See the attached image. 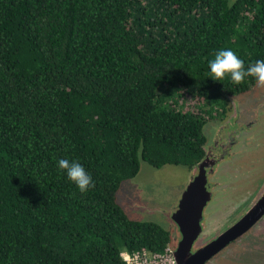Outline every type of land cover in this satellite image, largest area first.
<instances>
[{"label": "trees", "instance_id": "16d2710c", "mask_svg": "<svg viewBox=\"0 0 264 264\" xmlns=\"http://www.w3.org/2000/svg\"><path fill=\"white\" fill-rule=\"evenodd\" d=\"M220 49L264 60V0H0V264L164 253L171 231L116 193L141 160L204 159L205 124L256 83L213 80ZM59 159L94 186L81 193Z\"/></svg>", "mask_w": 264, "mask_h": 264}, {"label": "rangeland", "instance_id": "374dc122", "mask_svg": "<svg viewBox=\"0 0 264 264\" xmlns=\"http://www.w3.org/2000/svg\"><path fill=\"white\" fill-rule=\"evenodd\" d=\"M245 100H255L257 102V104H250L251 110L256 113L257 110L264 107V88H258L255 83L247 92L236 95L232 99L228 104L229 109L224 119H212L205 124L204 131L207 136V143L210 145L215 142L218 143L214 149L211 148L212 152L219 154L221 144H227L228 140L234 137L235 132L238 131L239 137L244 135L240 128L246 129L244 126L246 123L245 121L237 122L238 116H235L234 112L238 110L240 103L245 104ZM74 101L78 104L81 100L75 98ZM86 108L87 106H85L87 116H91L92 112L87 111ZM262 116L264 117V113ZM253 118H255V115H253ZM235 139L231 140L235 141ZM256 150L258 151L260 148L256 147ZM227 155L225 153L223 158L226 159ZM255 156L258 162L254 166L240 163L245 172L248 171L249 173L248 179L243 178L240 180L243 183L245 181L249 182L246 186L240 187L241 192L233 191L237 182H231V180L226 182L229 183L226 188L231 187L232 190L226 196L223 193L216 202L215 213L212 217L214 227H224L233 220H237L250 207L251 199L255 198V194L264 185V147L258 153H255ZM247 162L248 164L249 162L252 163L250 159ZM192 169L173 164L154 167L141 160L138 172L134 176L122 180L116 193V199L130 218L154 221L169 229L173 224L169 214L175 209V204H177L192 177ZM230 170L233 171V169ZM224 183L221 182V185ZM246 190H249V192H244ZM224 197L226 198L224 199ZM261 224H264V219ZM257 226L258 222L233 242H229L211 259H222L230 263L239 262V264H264V237L259 239L263 233L258 232L260 227L254 230ZM252 231H255L254 235ZM260 243L263 246L262 248H260ZM147 255L151 254L147 252Z\"/></svg>", "mask_w": 264, "mask_h": 264}, {"label": "flooded vegetation", "instance_id": "af4514ba", "mask_svg": "<svg viewBox=\"0 0 264 264\" xmlns=\"http://www.w3.org/2000/svg\"><path fill=\"white\" fill-rule=\"evenodd\" d=\"M244 102H245L244 105H242L239 102L240 103L239 108L237 111L234 112V115L238 116L237 122L245 121L246 123L244 125L246 129L240 128L242 129L241 132L244 135L242 137H239L238 131L235 132L236 134H234L233 137L236 138L235 141H232L233 138H230L227 144H221V147L219 148L220 149L219 154L211 151V148L214 149L218 145L217 142H215L213 145H210L209 143L206 144V156L202 161H204L205 163L204 165V171L206 174L205 185H206V189L210 192V195L209 198L206 199L201 211V216L198 222L199 223L198 233L192 240L190 246L191 253L206 246L208 243L214 240L221 232H223L226 228H228L230 225H232L235 222L233 220L234 221V222L232 221L233 223L231 222L229 223V225H225L224 227L222 226L214 227V225H212L213 224L212 217L215 213L216 202L219 200V197L223 195V193L226 196V194L232 190L231 187L226 188V186L229 184L226 183L227 181L231 180V182H235V183L237 182V185L233 188L234 192L235 191L241 192L240 187H244L249 183L248 181L247 182L245 181L244 183L240 182V180H242L243 178L248 179L249 177L248 171L245 172L243 167H241L240 163H243V165L254 166L258 162L255 153H258L262 149V147H264V117L262 116V114L264 113V107L257 110L256 113H254L251 110L250 104H257V102L255 100H245ZM253 115H255V118H253ZM258 125L260 127H257ZM256 147L257 148L259 147L260 150L257 151ZM225 153L228 154L226 159L223 158ZM244 159H246V161H244ZM248 159H250L252 163L249 162L248 164L247 162ZM230 169H233V171H231ZM192 171H193V175L188 181V183L197 174L198 172L197 166L194 167ZM250 171L252 173L253 171L252 168ZM221 182H225V183L221 185ZM263 190H264V185L261 186L259 191L255 194V198L251 199L250 207L257 200V198L259 197V195L262 193ZM244 192H249V190H246ZM225 198L226 197H224V199ZM179 200L177 204H175V209L172 212H170L171 214H169V217L173 222L172 226L169 228V230L171 231V243L169 245V248L171 250V255L174 252V250L177 248L179 241L183 237L178 223L172 219V214L177 210ZM263 219H264V215L257 221L258 226L254 228V230H256L258 227H260L258 232L263 233L259 237V239L264 237V224H261ZM252 234L254 235L255 231H252ZM231 242H233V240ZM262 247L263 246L260 243V248ZM216 254H214L213 256H216ZM213 256L211 258H213ZM211 258L206 260L203 264H226V263L239 264V262L230 263L228 261H223L222 259L212 260Z\"/></svg>", "mask_w": 264, "mask_h": 264}, {"label": "water", "instance_id": "95a60500", "mask_svg": "<svg viewBox=\"0 0 264 264\" xmlns=\"http://www.w3.org/2000/svg\"><path fill=\"white\" fill-rule=\"evenodd\" d=\"M204 161L197 165L198 172L186 185L177 210L172 214V219L178 223L182 232V239L172 253L174 264H203L214 254L250 229L264 215V190L257 200L235 222L221 232L206 246L191 253L192 240L198 233L199 218L206 199L210 192L206 189V174Z\"/></svg>", "mask_w": 264, "mask_h": 264}, {"label": "clouds", "instance_id": "9594fccd", "mask_svg": "<svg viewBox=\"0 0 264 264\" xmlns=\"http://www.w3.org/2000/svg\"><path fill=\"white\" fill-rule=\"evenodd\" d=\"M209 76L216 81L224 80L229 76L233 84H243L246 77H254L256 86L264 88V60H256L245 68L244 61L232 49L218 50L214 58L208 62ZM58 170L66 172L68 179L74 182L81 193L93 187L91 176L85 171L84 167L69 159H59L57 161Z\"/></svg>", "mask_w": 264, "mask_h": 264}, {"label": "built area", "instance_id": "2783aa9c", "mask_svg": "<svg viewBox=\"0 0 264 264\" xmlns=\"http://www.w3.org/2000/svg\"><path fill=\"white\" fill-rule=\"evenodd\" d=\"M122 258L124 264H174L169 247L162 254L153 253L147 255L146 250H142L141 253L137 252L133 254L123 252Z\"/></svg>", "mask_w": 264, "mask_h": 264}]
</instances>
